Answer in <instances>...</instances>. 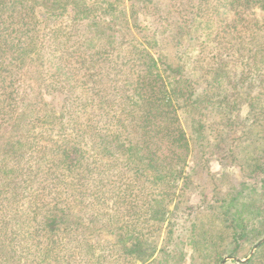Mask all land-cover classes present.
Instances as JSON below:
<instances>
[{
  "label": "trees",
  "instance_id": "trees-1",
  "mask_svg": "<svg viewBox=\"0 0 264 264\" xmlns=\"http://www.w3.org/2000/svg\"><path fill=\"white\" fill-rule=\"evenodd\" d=\"M101 1L0 0V264H73L76 255L118 264L112 251L121 263L146 264L159 251L164 264H173V236L186 229L181 219L190 207L176 195L181 181L191 184L190 159L197 166L215 151L238 163L242 175L264 167L250 149L264 145V0H190L189 15L172 0L163 6L130 0L138 38L121 31L110 36L118 64L105 47L89 55L62 32L67 13L72 24L115 23L97 21L100 7L106 11ZM37 8L44 9L43 29ZM149 20L154 32H144ZM194 23L206 32H192ZM94 41L87 43L95 47ZM161 41L173 47L172 55L160 52ZM114 65L126 73L121 108L105 110L95 86L99 101L81 99L89 91L84 86L80 99L72 96L82 84L104 88ZM78 107L100 113L84 112L79 123ZM180 110L187 112L189 132ZM110 123L113 130H106ZM254 125L258 131L251 134ZM109 167L120 177L114 190L106 188ZM228 183L214 186L204 214L229 230L219 250L217 240L206 242L219 263L223 255L243 256L244 245L264 236L263 202L226 205V188L238 185ZM255 188L264 190V178ZM247 211L259 226L249 224ZM191 212L202 239L204 212ZM165 226L159 250L156 234ZM248 264H264V242Z\"/></svg>",
  "mask_w": 264,
  "mask_h": 264
},
{
  "label": "rangeland",
  "instance_id": "rangeland-1",
  "mask_svg": "<svg viewBox=\"0 0 264 264\" xmlns=\"http://www.w3.org/2000/svg\"><path fill=\"white\" fill-rule=\"evenodd\" d=\"M138 3V0H134ZM154 2L160 3L162 6L168 3L169 0H153ZM176 10H178L179 4L181 5H186L185 6V12L189 15V9H190V0H172ZM193 3L196 2V0H192ZM102 6H104L105 9H102L100 7V10L98 11V20H104L105 22H110L112 18L115 19V23L110 25L109 27H106L105 24L102 22L100 23H92V19H86L82 20L80 22H77L76 24H72L69 18L71 15H65L62 17L64 19V24H63V30L62 32H65L67 35L66 36H74L73 37V43L76 45V47H79V49H84L87 54L89 55H94L99 51H105L104 48L101 46L105 47L109 52L112 51V48L109 46L110 43V36L116 32H127L128 37H135L138 38V28L134 26V24H138L135 22L134 19H132V14H131V8H130V0H104L103 2L101 1ZM173 5V4H172ZM138 10V8H136ZM105 11V13H104ZM177 12V11H176ZM37 16L39 18V29H43L45 25V16H44V9L42 8H37ZM61 19V20H62ZM164 19V18H163ZM181 20L186 22L184 23L185 26H187L188 23V17H182L180 18ZM60 20V21H61ZM72 25V26H71ZM154 22L149 20V22L145 23L144 26L149 27V31L145 30L144 32H154ZM205 26L202 24H195L191 28L192 32H206V30H203ZM172 29V28H171ZM189 29V28H188ZM119 30V31H118ZM169 29L167 30V32ZM98 33L99 36L94 37L95 34L93 33ZM45 34L46 32H42ZM42 34V35H43ZM94 41L96 43L95 47H93V44H88L87 42ZM98 39V40H97ZM85 46L83 47V45ZM101 45V46H100ZM119 45H115V49L118 48ZM172 49L173 47H170L169 44L165 41L164 44L160 43V52L164 55H172ZM58 51V48L55 47L52 51ZM60 54V52H59ZM57 55V54H56ZM111 61L114 62V64H118V60L116 56L110 52V56L108 57ZM107 58V59H108ZM98 60V59H96ZM100 62V61H98ZM118 66L114 65L112 71H108L109 76L108 79H104L103 83H106L104 85V88H100L98 85H96L94 82L88 83V84H82L80 87L78 86V89L75 90V92L72 94V96H75L76 99H80L82 97V94H80L81 88L84 86L87 90V94H84V97L81 99H93L96 101H99V96L95 95L94 91V86L96 87L98 93L103 96L104 100L107 101V106L105 110L107 111H113L115 107L118 105L120 108L122 107L121 99H122V87L125 84V74L118 72ZM107 77V76H106ZM46 78H50V75H47ZM28 82H31L28 79ZM47 89V88H46ZM49 94V91H47ZM59 95H58V94ZM55 94L61 97L68 96L69 94L67 92L61 94L60 92H55ZM61 97V98H62ZM46 101L50 102L51 97L49 95L45 96ZM79 101V100H78ZM80 103V102H79ZM81 110V111H79ZM94 112H92L89 108L82 109V108H75V113L76 115H81L80 119L78 120L79 123L85 122L87 117L84 116V112L87 114H99L100 110L98 108H93L92 109ZM179 116L181 119L182 126L184 129L189 132V127H188V121H187V112L185 110H180L179 111ZM99 120V118H96ZM252 122V121H251ZM105 129L107 130H113L111 123L109 124V127L107 125H104ZM256 125L253 126V131L251 134H255L258 131V128L256 129ZM254 136V135H253ZM230 142V141H229ZM230 144H232L230 142ZM233 145V144H232ZM254 148V149H253ZM250 149H253L255 151V157L257 156V159L259 160L260 165L263 164L264 166V145H261L258 143L257 145H251ZM241 152L238 154L240 155ZM262 156L263 158H259L258 156ZM254 160V158H251L250 163ZM188 170H193L192 172V177H191V184L188 185L184 182H180V185L177 189V195H176V200H182L183 201V208L190 206L187 210H184L186 212L187 216H184L183 219H181V222H184L186 224V229H179L175 231L174 234V243L175 245H172L171 248H173L174 251V257L177 258V261H174L173 264L179 263V264H248L250 259L253 257L257 249L260 247V245L264 242V236L262 239L258 240L252 247L248 245H244L243 249V256L240 257H234L231 255H223L222 261L219 263L217 262V258L213 257V254L216 252L214 249L210 252L209 247L210 245H207V241H210L212 239L217 240L218 243V250L222 244V246H226V238L224 236H228L229 230H227L223 224L218 223L216 220H210L209 217L205 216L204 214L207 213V208H210L209 206V201L212 199V194L214 195V186H219L221 182L224 183V186H229V179L235 180L237 182L234 183L233 185L236 186V188H231L228 187L226 188V193L229 196H226L227 198V204H230V201L232 199H235L236 202L234 204H240L242 200L244 199H249L250 203L253 202L256 204H261L262 202V215L264 216V190L259 188L253 189V184L254 182H257L264 178V167L262 168H255L256 172L254 174H249V170L245 171L246 174L242 175L239 174L238 172V163L236 164L234 161H231L230 159H225L222 158L219 153L211 152L210 157L208 160L203 159L201 161V164L199 165H194L192 160L188 162ZM236 171L238 172L237 175L234 173ZM201 174L197 175L196 172L197 170H201ZM223 172V173H222ZM210 174L211 177L209 176ZM227 174H230L229 176H226ZM96 176V175H95ZM122 178V176H121ZM213 178V179H212ZM120 177L118 174V170L112 169L109 167V170L107 171V182L109 190L111 188L114 190V185L115 183H119ZM187 182H189L187 180ZM244 182V183H243ZM244 184V185H242ZM218 188L217 190H219ZM255 190V191H254ZM244 191V192H243ZM253 191V192H252ZM203 192L205 193L204 195ZM263 193V195H262ZM250 194V196H248ZM245 195V198L242 199V197ZM259 207V206H258ZM198 208H201V213L204 212L203 215V220L202 224L199 227L201 230H206V233L203 235L202 239L199 237H196V232H198L196 227H193V222L195 220V217H191L192 212L190 211L193 209V211H196ZM257 209L255 208V211ZM133 212V209L132 211ZM247 221H249V224L254 223L256 226H259L260 221L258 218H255L252 214L247 211L245 213ZM112 216L115 215V213H111ZM126 218L129 217L128 210L125 211ZM133 216V215H132ZM197 216V215H196ZM113 223V220L111 222H108L107 224ZM102 225H105L103 223ZM255 226V227H256ZM165 229L166 226L163 228V232L157 233V242H158V247L159 250L163 247L164 245V239H165ZM223 232V233H222ZM224 235V236H222ZM218 237H222L223 240H219ZM101 240V239H100ZM93 243H96L98 241L97 238L92 240ZM197 241L201 242V245L198 246L196 245ZM112 246V245H111ZM255 249V252L252 254L253 250ZM177 250H180V253H177ZM222 250V249H220ZM221 253V252H220ZM179 254H182V256H177ZM119 254L116 253V251H112V258L111 261H116L118 264H129L127 262H119L118 258ZM117 257L116 260L113 258ZM173 259V257H171ZM244 260H247L246 262H243ZM164 260L159 259V251L156 253L153 259H151L148 263L146 264H162ZM98 264L97 262L94 261V259L88 258V257H83L80 255H76L75 259L73 260V264ZM134 264H143L141 262H137ZM164 264V263H163Z\"/></svg>",
  "mask_w": 264,
  "mask_h": 264
},
{
  "label": "water",
  "instance_id": "water-1",
  "mask_svg": "<svg viewBox=\"0 0 264 264\" xmlns=\"http://www.w3.org/2000/svg\"><path fill=\"white\" fill-rule=\"evenodd\" d=\"M255 252V249L253 250L252 254ZM247 260H244L243 262H246Z\"/></svg>",
  "mask_w": 264,
  "mask_h": 264
}]
</instances>
